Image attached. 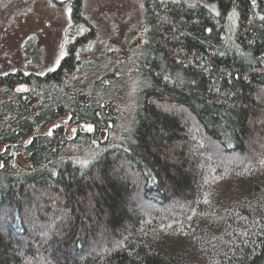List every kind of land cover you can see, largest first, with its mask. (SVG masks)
<instances>
[{
	"label": "trees",
	"instance_id": "1",
	"mask_svg": "<svg viewBox=\"0 0 264 264\" xmlns=\"http://www.w3.org/2000/svg\"><path fill=\"white\" fill-rule=\"evenodd\" d=\"M204 1L141 0L138 102L119 137L102 87L68 84L71 52L0 76V264H264V0ZM64 118L92 134H40ZM77 147L95 157L75 163Z\"/></svg>",
	"mask_w": 264,
	"mask_h": 264
},
{
	"label": "rangeland",
	"instance_id": "2",
	"mask_svg": "<svg viewBox=\"0 0 264 264\" xmlns=\"http://www.w3.org/2000/svg\"><path fill=\"white\" fill-rule=\"evenodd\" d=\"M179 1L205 4L204 0ZM141 3V0H80L78 18L85 25L74 27L77 21L68 4H57L55 0H0V76L44 75L54 71L71 52L74 63L68 71L78 73L70 75L68 84L83 96L91 94L97 84L102 87L96 100L101 105L100 99L107 115L114 117L111 135L119 137L131 129L138 102L140 85L135 66L145 33ZM85 32L86 41L77 52L73 43L76 36ZM68 120L60 119L40 134H51L61 127L68 137L80 130L92 134V130ZM95 153L77 147L66 155L84 165ZM13 161L26 167L21 156ZM51 210L57 212L53 207ZM39 233L43 235L45 231Z\"/></svg>",
	"mask_w": 264,
	"mask_h": 264
},
{
	"label": "flooded vegetation",
	"instance_id": "3",
	"mask_svg": "<svg viewBox=\"0 0 264 264\" xmlns=\"http://www.w3.org/2000/svg\"><path fill=\"white\" fill-rule=\"evenodd\" d=\"M72 1L73 0H68L65 4H68V6L72 9V6H71V3H72ZM86 33V32H85ZM86 35H87V33H86ZM24 78H26V76L25 75H22ZM23 85H25V86H27V88H28V83L26 82V80H24L22 83H20V84H17L15 87H14V92L16 93V94H18V95H21V96H23V98H24V95H26V93L28 92H25V93H17L16 92V89L18 88V87H20V86H23ZM29 102H27V104H28Z\"/></svg>",
	"mask_w": 264,
	"mask_h": 264
},
{
	"label": "water",
	"instance_id": "4",
	"mask_svg": "<svg viewBox=\"0 0 264 264\" xmlns=\"http://www.w3.org/2000/svg\"><path fill=\"white\" fill-rule=\"evenodd\" d=\"M55 1L56 2L58 1L60 4H62V3H66L68 0H55ZM16 92L17 93H25V92H27V86L23 85V86L18 87L16 89ZM83 127L85 129H91V126H85V125H83Z\"/></svg>",
	"mask_w": 264,
	"mask_h": 264
},
{
	"label": "bare ground",
	"instance_id": "5",
	"mask_svg": "<svg viewBox=\"0 0 264 264\" xmlns=\"http://www.w3.org/2000/svg\"><path fill=\"white\" fill-rule=\"evenodd\" d=\"M57 4H60V3L57 1ZM62 4H64V3H62Z\"/></svg>",
	"mask_w": 264,
	"mask_h": 264
}]
</instances>
